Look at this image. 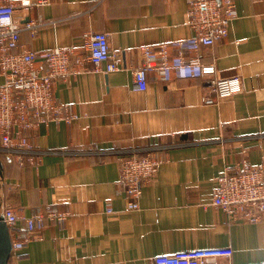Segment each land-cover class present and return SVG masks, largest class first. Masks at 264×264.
<instances>
[{
  "label": "crops",
  "instance_id": "obj_1",
  "mask_svg": "<svg viewBox=\"0 0 264 264\" xmlns=\"http://www.w3.org/2000/svg\"><path fill=\"white\" fill-rule=\"evenodd\" d=\"M14 1L17 21H44L35 36L22 31L25 47L86 52L85 33L104 31L122 64L117 71L58 79L56 96L79 115L70 124L36 127L31 136L45 149L65 152L20 167L0 151V214L8 203L24 215L38 206L71 211L63 225L50 223L34 236L24 261L154 264L158 254L216 246H231L234 264L264 261V220H232L213 204L217 179L228 166L244 157L264 161V0H236L229 34L197 52L215 62L217 77L243 80L241 92L214 104L202 102L213 95L206 76L164 80L150 72L146 89L134 83L141 46L194 35L186 0H48L31 8ZM149 145L162 147V163L143 187L140 208L128 209L116 187L120 167L113 152ZM108 202L115 208L110 214Z\"/></svg>",
  "mask_w": 264,
  "mask_h": 264
},
{
  "label": "built area",
  "instance_id": "obj_2",
  "mask_svg": "<svg viewBox=\"0 0 264 264\" xmlns=\"http://www.w3.org/2000/svg\"><path fill=\"white\" fill-rule=\"evenodd\" d=\"M48 0H20L24 7L41 6ZM186 22L194 29L193 36L156 45H143L142 63L133 70L137 88H147L149 73L156 72L164 80L173 78H209L213 95H203L202 102L214 104L238 94L243 89L240 75L217 77L215 62L203 61L197 52L229 34V27L238 16L236 0H186ZM14 0H0V151L6 152L20 167L38 166L48 150L32 140V129L51 122L70 124L78 113L74 106L56 96L59 78L88 71L112 72L122 68L121 59L110 48L109 35L104 31L85 33L86 52L75 46H58L33 50L22 43V31L37 35L44 21L29 18L21 23L15 19ZM193 54V55H191ZM92 65V66H90ZM161 146L149 145L117 150L120 176L117 190L124 193L128 209H139L144 185L159 171ZM79 153H91L81 150ZM101 156L105 150L95 152ZM111 153V152H110ZM213 204L232 220L259 222L264 220V161L253 163L250 158L228 166L217 179ZM111 202L106 212L113 213ZM2 214L10 228L12 251L9 264H27L24 249L36 234L50 223L63 225L71 211L57 205L38 206L30 215L19 213L6 204ZM22 220L23 225H18ZM231 246L183 249L158 254L154 264H234ZM256 264H264L261 261Z\"/></svg>",
  "mask_w": 264,
  "mask_h": 264
},
{
  "label": "water",
  "instance_id": "obj_3",
  "mask_svg": "<svg viewBox=\"0 0 264 264\" xmlns=\"http://www.w3.org/2000/svg\"><path fill=\"white\" fill-rule=\"evenodd\" d=\"M12 251L11 233L5 221L4 214H0V264H9Z\"/></svg>",
  "mask_w": 264,
  "mask_h": 264
}]
</instances>
